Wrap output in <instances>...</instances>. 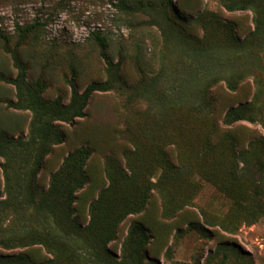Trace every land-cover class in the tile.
I'll return each mask as SVG.
<instances>
[{
	"label": "rangeland",
	"instance_id": "rangeland-1",
	"mask_svg": "<svg viewBox=\"0 0 264 264\" xmlns=\"http://www.w3.org/2000/svg\"><path fill=\"white\" fill-rule=\"evenodd\" d=\"M23 1L0 0V137L24 136L31 116L18 106L12 52L46 100L68 101L71 69L78 91L94 81L108 89L93 93L73 126L62 124L65 140L45 156L37 186L30 166L12 157L16 193L0 207V239L11 241L0 242V254L23 253L28 264H264V0H127L129 11L119 0H68L42 41L18 39L14 24L60 0ZM97 28L111 71L86 41ZM244 104L253 120L225 125L226 110ZM81 146L91 154L69 217L57 196L64 175L47 201L42 191ZM4 185L0 168V200ZM33 189L35 204L53 210L50 227L25 208ZM127 193L140 211L102 243L107 210V221L122 215ZM92 203L97 233L86 230ZM135 222L147 233L141 245L130 234Z\"/></svg>",
	"mask_w": 264,
	"mask_h": 264
},
{
	"label": "trees",
	"instance_id": "trees-1",
	"mask_svg": "<svg viewBox=\"0 0 264 264\" xmlns=\"http://www.w3.org/2000/svg\"><path fill=\"white\" fill-rule=\"evenodd\" d=\"M28 1L31 0H25L23 2ZM126 1L127 0H119L115 7L123 11L131 10V6H128ZM43 5H45V3ZM68 5V0H60L51 6H44L45 8L43 11L39 12L36 17L30 20V22L25 21L23 24L15 22L13 29L14 34H16L18 39L22 40L30 36L38 41L44 40L48 33L47 28L51 24L54 15ZM174 15L179 18L177 14L174 13ZM2 39L6 42L10 39V36L3 35ZM86 41L93 43L98 48L99 55L105 61L109 71L117 67V65H113L109 59L107 53L109 44L108 38L101 29L97 28L91 30ZM49 44L52 46L51 48H57L59 45L54 39L49 42ZM12 58L14 60V65L20 70L12 82L16 90V97L19 103L18 106L28 110L31 116L27 133L24 136L19 135L16 138H9L7 136L0 137V157L3 158L0 168L4 176L5 184V199L0 200V207L7 205L10 198L13 197L12 195L16 193V190H12L9 187V172L11 171L12 157H19L23 163L30 166L32 183L37 186L36 176L42 167L45 156L50 153L53 146L59 145L65 140V133L62 124L65 123L69 126H73L78 118L84 116V109L93 93L104 92L108 89L106 83L94 81L87 84L82 91H78L74 81V69H71L72 75L68 80V85L70 87L68 101L64 103L59 97L52 100H46L41 96L42 88L39 82H25V68L16 52H12ZM197 82L199 85L202 84L201 79L198 77ZM233 83V80H227L228 86L232 89L235 88ZM35 84L37 85L35 86ZM247 111L248 106H246V104L229 108L224 113L222 121L225 125H232L235 122L246 119L252 121L253 118L247 114ZM201 114L203 116L205 115L204 112H201ZM90 154L91 150L88 147L83 146L69 152L63 158L58 171L51 177L49 190L46 192L42 191L43 200L47 201L49 196L55 195L54 187L58 182L59 176L64 175L65 179L63 180L64 186L62 189V195L60 194L57 196L62 200V211L69 217L72 216V204L75 199V193L86 183V175L83 168ZM123 176L124 178H127L125 175ZM129 195L130 194L128 193L125 194V199L120 202V208L124 210L122 215L117 218H110V220L107 221V218L111 217L114 213L110 208L107 210L108 212L106 213L105 222L107 223L108 228L100 235V237H105L102 240V243H107L114 238L117 224L122 221V219L128 214L140 211L139 208L134 205L135 203L131 201ZM26 197L28 201L25 208L29 209L30 207H35L36 211H38V213L44 218V226L50 227L52 219L49 216L53 214V210L44 202L35 204L34 189L29 190ZM89 214L91 221L86 230L96 232L98 231L96 221L98 220L97 215L99 212L96 209L95 203L90 205ZM50 232L54 234L52 230ZM130 234L133 238H136L139 241L138 244L140 245L148 238L145 228L137 222L133 223L130 228ZM10 241L11 238L0 239V242L4 245H9ZM48 243L49 242H46V245H48ZM0 264H28V258L27 256H24L23 253L10 255L0 254Z\"/></svg>",
	"mask_w": 264,
	"mask_h": 264
}]
</instances>
